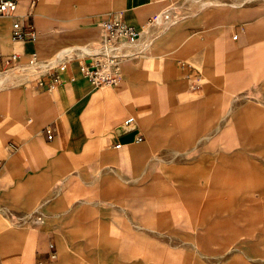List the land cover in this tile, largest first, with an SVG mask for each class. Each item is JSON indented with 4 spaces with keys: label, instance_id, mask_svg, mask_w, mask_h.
I'll return each instance as SVG.
<instances>
[{
    "label": "rangeland",
    "instance_id": "obj_1",
    "mask_svg": "<svg viewBox=\"0 0 264 264\" xmlns=\"http://www.w3.org/2000/svg\"><path fill=\"white\" fill-rule=\"evenodd\" d=\"M51 4L54 18L39 16L37 48L25 59L49 66L16 73L5 88L27 92L20 125L0 131L5 150L24 146L30 153L26 171L6 180L8 191L0 199L3 225L29 231L17 243L16 264H264V0L161 2L151 18L160 12L169 17L161 24L148 19L149 30L144 26L138 39L143 44L132 42L134 48L123 52L117 86L133 100L143 93L150 101L164 100L167 108L121 103L118 122L135 115L143 135L126 143L117 133L112 140L111 85L98 88L101 100L61 138L49 139L45 127L29 128L39 97L52 114L49 91L37 80L62 61L85 59L79 44L97 48L91 57L106 62L102 19L123 10L121 0ZM236 33L239 39H232ZM64 46L70 52L52 62ZM211 48L227 50V63L208 66L209 58L216 59L208 55ZM125 63L131 69L126 80ZM19 64H5L0 72ZM135 80L154 87H131ZM205 112L210 119H199ZM241 112L248 119L240 120ZM188 114L197 121L182 133L193 136L192 144L160 142L179 130L167 116ZM240 124L261 137L242 135ZM227 158L243 161L249 177L223 168L232 162ZM192 175L195 190L202 191L196 195L185 188ZM209 202L212 208L205 211ZM47 207L45 221L34 220Z\"/></svg>",
    "mask_w": 264,
    "mask_h": 264
},
{
    "label": "crops",
    "instance_id": "obj_2",
    "mask_svg": "<svg viewBox=\"0 0 264 264\" xmlns=\"http://www.w3.org/2000/svg\"><path fill=\"white\" fill-rule=\"evenodd\" d=\"M19 6L17 10V14L19 15H27L30 14V17L33 19V21L36 24L37 30L39 31L38 24L39 22V16L43 18V21L50 22L53 20V15L51 14L52 8H54V4H51L52 0H41V3L37 2V0H18ZM35 1V6L31 7V2ZM165 0H121V7H123V10H119L117 12L122 11L123 12V18L124 20L130 24L134 25L140 29H142L148 19L156 13L161 5V2ZM158 2L160 4H158ZM111 5V4H110ZM116 13V12H109L107 15H104L102 21L108 17L109 15ZM167 13L160 12L156 19H161L160 22H157L158 24H161V22L164 20V16ZM12 17H3L0 20V53L2 56L0 57V68L5 66L4 57L5 55L11 54V53H19L21 64L17 66L16 69L0 72V131H5L7 125L13 124V125H20L18 121L21 122V118L26 115L24 110V101L26 98V91L25 89H19L15 92H10L9 90L5 89L7 87V82L9 80H12L13 75L16 73H22V72H32L31 74H34L33 70L36 69V67L39 65L43 67V69H47L49 66L48 63L41 61L37 62L38 64H35L32 68L29 67V64L26 63L25 59L27 55L30 52H33L36 50L37 46L34 43V41H15L11 37V25H12ZM150 26H145L146 31L149 30ZM145 31V29H144ZM143 31V32H144ZM237 34V33H236ZM142 35V31H141ZM142 38V36L140 37ZM232 39H234L232 37ZM239 39L238 37L235 39ZM141 40V39H140ZM139 45L143 44L142 41H138ZM137 42L135 44L137 45ZM134 44V45H135ZM134 45L131 43H124L122 45V52L127 51L128 49L134 48ZM89 46L88 44H79L78 47L85 53L87 50L83 47ZM86 50V51H84ZM222 48H211L209 49V56H215L216 59L209 58L210 63L208 66L213 65L214 62L216 64L222 65L223 63H227V58H222V56L227 57V50L225 53H223ZM70 52V49L64 46V48L58 52V55L55 59L52 60V62L59 61V58H61V55ZM86 54V53H85ZM87 55V54H86ZM87 58V57H86ZM32 60V59H31ZM214 61V62H213ZM82 62L81 59H76L75 61H69L67 69L61 73L63 80L57 85V87L53 90H48L49 97H51V105L50 110L52 114H49L48 111L45 109L44 103H42L40 97L38 104L40 105L36 111H34V123L29 126L31 129H39L43 127L51 126L54 128V135L51 138L52 140L54 138H61L68 129L72 128V126L75 124V122L78 121L81 114L86 115V112H88L89 108L92 107L95 103L99 102L101 100V91L98 90V88L92 87V85L88 82V80L81 74L79 65ZM142 63L139 61V64ZM128 64V65H127ZM129 63H125L124 65V80L128 78L127 72H130L131 69L129 67ZM211 68V67H209ZM133 70V69H132ZM38 74V73H37ZM48 74V73H47ZM46 75V74H45ZM133 83L130 84L131 87H137V88H148L154 87V85H149V83H143L142 80H135L131 81ZM126 87V85H125ZM46 89V88H44ZM47 90V89H46ZM111 133L112 140L116 139L117 137L114 136V134H118L119 140L122 143L121 138L125 135H127L125 132L127 131V127L124 124V120L131 116H127L124 118L120 123L118 122L120 118L123 116V106H119L121 103L124 102H135V103H147L152 102L154 108H156L160 112H165L167 108V104L164 100H152L150 101L148 99L147 94L141 93L138 96H135V99H132V96L126 95L125 92L122 93V90L119 86H113L111 85ZM123 94V95H122ZM121 95V100L119 101V104L117 105V96ZM206 111V109H205ZM85 112V113H84ZM245 113L241 112L237 117L240 120H246ZM136 119V116L133 115ZM194 115H179V117L174 116H167L169 123L173 124V127L176 129H179L177 132L174 130L173 133L167 134V136H162L159 138L160 142L165 141L167 144L178 147L184 145H190L193 141V136L190 135V131L194 129L193 124L195 125V121H197V118ZM210 119V115L205 114L199 119ZM256 116H252V119H255ZM259 118V117H258ZM248 119V118H247ZM149 120V119H148ZM121 126H124L123 129H119ZM133 129L139 133V135H142V133L137 130V119L136 122L132 125ZM177 126V127H176ZM106 129V126L104 127ZM184 130H188L189 133L185 134L182 133ZM240 133L242 135H248L251 138H260L261 133L260 131H256L253 126L249 125H242L240 124ZM47 135V134H46ZM143 137V135H142ZM158 139H156V143L159 142ZM134 141V140H133ZM130 142V141H129ZM138 142V141H134ZM123 146H127L128 144H121ZM0 199L4 198V194L7 193V181L10 177L20 175L21 173L26 171L27 166H29L28 157L30 156V153L28 151V148L24 146H20L16 151L12 152L9 150H5L2 146H0ZM228 157V156H226ZM71 158L74 159L73 156ZM231 160V163H227V165L223 168L226 170L227 167H230L229 171H237L241 176L243 177H249L250 172L248 167L245 166V163L243 161L237 163L235 159L227 158ZM196 161H191L190 164H195ZM172 176H177L173 175ZM195 176L192 175V177H188L187 180V191L189 192V195H196L201 193V190H195L199 189L196 185V180L194 178ZM188 186L189 189H188ZM108 193V192H107ZM111 193V192H109ZM108 193V194H109ZM145 193H150L148 189ZM210 200V199H208ZM57 205V204H56ZM3 206H1L2 208ZM47 209H41L43 212V217L34 218V220H37V222H44L45 221V213L48 212ZM212 208V203H205L204 204V210L208 211ZM221 209V208H220ZM219 209V210H220ZM218 210V209H217ZM29 234L28 230L25 229H17L12 227H5L3 225V220L0 216V262L1 264H16V262L19 260V247H18V241H22L24 238H26ZM249 242V241H248ZM251 246V244H250Z\"/></svg>",
    "mask_w": 264,
    "mask_h": 264
},
{
    "label": "built area",
    "instance_id": "obj_3",
    "mask_svg": "<svg viewBox=\"0 0 264 264\" xmlns=\"http://www.w3.org/2000/svg\"><path fill=\"white\" fill-rule=\"evenodd\" d=\"M35 1L31 2V7L35 6ZM19 6L18 0H0V20L3 17H12L11 25V37L15 41H35L38 37V30L35 22L30 17V14L19 15L17 14ZM156 18H150L149 21H153ZM102 28L105 33L103 55L107 61L100 58L87 57L82 60L79 65L81 74L88 80V82L94 88H100L104 85H118V72L117 64L122 59V45L126 43H132L141 37V29L128 24L123 18V12H116L102 21ZM1 34V30H0ZM238 34L233 35L236 39ZM2 54L0 53V57ZM20 59L19 53H11L5 55L4 61L6 64H12ZM36 55L33 54L32 61H35ZM69 61H62L58 68L54 71L41 76L37 83L40 87L48 90H53L63 80L61 75L67 69ZM107 65L110 66V71H105ZM136 119L133 115L127 117L124 120L125 126L128 128L126 134H131V140L141 141L142 135H139L137 131L133 129V124ZM45 132L49 139L54 135V128L48 126L45 128ZM1 264V262H0Z\"/></svg>",
    "mask_w": 264,
    "mask_h": 264
},
{
    "label": "bare ground",
    "instance_id": "obj_4",
    "mask_svg": "<svg viewBox=\"0 0 264 264\" xmlns=\"http://www.w3.org/2000/svg\"><path fill=\"white\" fill-rule=\"evenodd\" d=\"M166 17H169V14H166L163 18H166ZM160 18L159 19H155V21H156V23L157 22H160ZM165 20V19H164ZM137 41V40H136ZM84 49H86L87 48V50L88 51H86V50H84V51H86L85 53L88 55L87 57H91V55L94 53V52H96L97 51V48H94V47H91V46H86V47H83ZM35 61H32L31 60V63H34ZM35 64H32V65H29V67H33ZM124 128V126H121L119 129H123ZM121 145V144H120Z\"/></svg>",
    "mask_w": 264,
    "mask_h": 264
},
{
    "label": "water",
    "instance_id": "obj_5",
    "mask_svg": "<svg viewBox=\"0 0 264 264\" xmlns=\"http://www.w3.org/2000/svg\"><path fill=\"white\" fill-rule=\"evenodd\" d=\"M123 142H129L131 141V134H127L121 138Z\"/></svg>",
    "mask_w": 264,
    "mask_h": 264
}]
</instances>
